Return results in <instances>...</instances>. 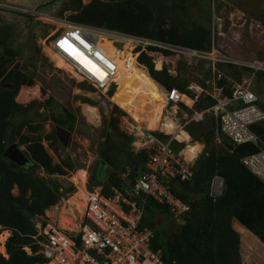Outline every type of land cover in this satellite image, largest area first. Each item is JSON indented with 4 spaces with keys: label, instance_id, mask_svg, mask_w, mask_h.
<instances>
[{
    "label": "rangeland",
    "instance_id": "374dc122",
    "mask_svg": "<svg viewBox=\"0 0 264 264\" xmlns=\"http://www.w3.org/2000/svg\"><path fill=\"white\" fill-rule=\"evenodd\" d=\"M11 1L18 7L38 10L65 24H83L76 22L75 17L86 8L91 9L98 6L94 10L105 11L107 5L114 3L112 5H116V12L125 11L126 13H131V6H134L133 10L138 14L146 11L144 9L152 10V16L154 17L150 24L152 23L151 25H154L155 28H160L161 26L175 29L179 26H191L194 22H203L205 19V7L210 4L212 21L213 15L223 19L224 30L227 35L226 48L230 54L242 59L260 58L264 55V0H184L187 2V11L185 12L180 8L183 0H80V6L78 0ZM167 6L168 8L171 7V9L174 8L178 13L175 14V11L170 8V13L167 12L165 10ZM177 16L180 18L179 20ZM57 21L54 24L39 17H31L28 14L0 12V31H3L2 36L6 35L1 41H5V46L9 52L7 54L5 48L0 49V58L6 61V68L0 72V81H7L6 83L11 84L13 89L16 88V83L20 81L21 76L25 80L33 81L31 86H19L18 94L15 98V102L20 105L19 109L6 114L5 110L0 109V133L6 139H14L15 143L13 144L19 143V149L26 156L28 155L27 157L33 163L32 165L35 164V169L33 168L34 180L43 179L52 189L59 186L60 192L69 193L65 199H61L55 205L47 208L43 215H35L32 220L58 224L63 229H68L73 224L72 230L77 231L74 228V224H78L77 222L81 221L82 214L79 211L78 213L76 212V204L71 205L69 203L71 197L74 196L76 191L85 194L88 190L87 186L89 184L92 185L93 177L97 171H108V176H105L102 180L104 183L105 181L107 182L111 172L117 176L120 169V167L114 166L112 161H109L108 164L104 162L105 167L102 169L104 156H101L99 150L106 142L107 126L108 131L116 134L117 137L125 138L129 135L133 138L135 145L138 146L142 137L141 132L144 133V130L141 129L153 132L159 131V135H162L165 139H170L172 136H165L163 133L175 135L181 127H183L182 130L186 131V127L189 126H187L186 115H194L196 108L186 111L182 107L178 108L175 105L168 106L166 93L157 90L156 83L149 74L144 76L141 67L138 66V72L134 73L136 75V78H134L123 67L122 61L119 66L121 69L118 68V73H127L131 77V82L119 83L112 96L111 93L105 95L107 88L100 92L99 90L102 88L97 82L89 81L88 77L78 72V69L81 68L80 64L78 67L70 66L68 62L61 59V61L53 59L46 52V48L51 46L53 39L46 43H44L43 39L45 37L47 39L48 35L53 34L52 32L56 28H63V25L58 24ZM36 38L38 40H35ZM118 47H121V45H118ZM76 51L82 58L84 57L83 53L77 49ZM130 51L131 47L126 46L124 53L120 52L119 54L123 58ZM158 55L165 57L162 69L171 70L176 63L181 68V60L177 57L173 55ZM148 57L152 62L156 63L155 54H150ZM94 66L99 68V71L103 73V77H107L106 71L101 66ZM178 67L176 68L177 72H179ZM83 69L89 74L90 79L98 80L101 78L99 75L94 74L93 71H90L89 66ZM218 69L235 78L245 74L244 71H239L236 67L218 66ZM76 74L82 78L77 77ZM210 74L211 72L207 73L206 68L199 65L198 67L189 68L188 73L184 74V80H201L203 77L210 76ZM5 77H7L6 80L3 79ZM120 81H124L123 78ZM132 85L139 86L147 91L146 94L151 97L154 104L162 108L163 112L158 122L155 121V113L160 107H153L152 105L146 107L144 105L145 99L142 96L143 93L139 90L129 89ZM4 90L5 87L0 82V94ZM82 90L95 94L97 98L93 99L81 95ZM252 90L259 96L261 105L264 108L263 73L259 74L252 86ZM20 91L21 95L19 96ZM53 100L58 102L62 108L64 107L70 113H73L75 118L73 127L64 128L68 131L67 145L62 142L58 135L57 127H60L58 119L61 111L59 107L57 108L54 105ZM103 101L106 102L103 104ZM85 106L98 110L101 118L98 126L88 122L85 113H83ZM114 106L117 107L121 116L116 111L112 113ZM152 111L155 113L153 114ZM198 124L191 126L194 137L187 133V136L189 135L191 138V142H196L194 149H203L207 146L208 154L209 152L221 153L226 147V141L222 143L221 138L218 140L216 120L207 116L202 123ZM213 137H216V139L214 140ZM175 141L180 142L178 139H175ZM174 147L177 151H182L185 145L174 144ZM31 150V154L34 157L31 154H27ZM113 157L115 156L113 155ZM4 164L8 170H16L8 162H4ZM12 195L15 197L20 195L16 184H14ZM202 197V192L198 191L197 188L193 190L192 199L194 198L196 202L201 204ZM25 199L28 201L27 204L31 205L33 201L31 190L27 189ZM195 209H191L187 218L195 219L196 222H199L201 216L195 215ZM225 216L231 225V231L235 232L229 237L238 245L239 263L264 264V245L254 240L253 238L255 237L251 236V234H245L248 231L245 230L243 232L244 227L231 217L228 211L225 212ZM155 220L157 226L164 228L172 238L185 223L183 222V217L172 218L166 214L156 215ZM32 224L34 226V222ZM68 225L69 227H67ZM8 230L5 227L0 230V237L3 233L7 236L6 242L3 244L4 248L1 249L0 247V254L3 257H6L7 252L8 235L6 231ZM231 264H236V261H231Z\"/></svg>",
    "mask_w": 264,
    "mask_h": 264
},
{
    "label": "built area",
    "instance_id": "2783aa9c",
    "mask_svg": "<svg viewBox=\"0 0 264 264\" xmlns=\"http://www.w3.org/2000/svg\"><path fill=\"white\" fill-rule=\"evenodd\" d=\"M0 12L28 14L41 19L52 17L35 9L18 7L11 0H0ZM211 31L212 45L208 51L104 27L72 23L56 28L53 34L43 40L46 43L53 39L50 47L60 54L64 53L61 43L67 41L101 66L107 77L97 84L102 88L107 84L105 95L117 89V83L110 81V78L119 71L122 60L119 53H123L126 44L131 47L129 67L135 64L146 69L144 64L138 62L142 53L147 56L170 54L181 60L187 68L202 65L207 73L211 72L210 76L190 81L186 92L177 88L167 91L168 106L194 109L202 101L211 100L213 103L209 107L196 110L194 115L187 114V124L201 122L210 116L217 122L218 134L229 144L234 147L250 145L256 148V152L243 156L240 162L264 183V140L253 129L264 126V108L259 96L252 90L259 74H264V55L260 58L242 59L230 54L226 48L227 35L223 19L216 15H213ZM103 39L110 41L119 53L110 55V51L103 48ZM69 58L71 62L74 61L70 55ZM218 66L236 67L245 74L235 78L220 71ZM168 72L171 74L172 70L169 69ZM88 80L92 81L89 77ZM141 130L144 133L141 132L140 143L136 146L133 142V147L136 151H148L146 171L127 180L122 190L112 188L110 196L103 193L102 187L87 190L82 219L74 224L77 231L32 220L35 231L33 244L38 246L36 255L42 257L36 264H168L164 261L161 250L152 249L153 230L142 223L145 208L150 200H154L167 206L176 218L187 213L189 205L172 193L170 185L176 179L181 182L191 181L195 176L198 160L187 161L182 155L183 150L175 149L174 136L165 139L161 138L159 131ZM202 154L198 153L197 159ZM207 189L213 199L221 196L224 190L223 178L215 176ZM2 228L3 225L0 224V230ZM23 249L28 255H33L30 246Z\"/></svg>",
    "mask_w": 264,
    "mask_h": 264
},
{
    "label": "trees",
    "instance_id": "16d2710c",
    "mask_svg": "<svg viewBox=\"0 0 264 264\" xmlns=\"http://www.w3.org/2000/svg\"><path fill=\"white\" fill-rule=\"evenodd\" d=\"M78 1L80 6V0ZM112 4L107 5L105 11L97 9L98 12H96L97 10H94V8L98 6L92 7L93 9H83L82 12L75 17V20L83 24L154 38L199 50L208 51L211 49L212 9L210 4L205 7V19L203 22H194L191 26H179L177 29L161 26L160 28H155L154 25H151L152 23L150 24V21L154 17L152 16L151 9V11L144 9L146 11L142 14H138L133 10L135 7L131 6V13H126L125 11L119 13L115 10L116 5ZM186 4L187 2L183 0L180 5V8L184 12L187 11ZM169 8L171 9V7ZM169 8L167 6L165 10L170 13ZM171 10L175 11L174 8ZM176 13L178 12L175 11V14ZM177 18L178 20L180 19L178 16ZM5 45V41H1L0 49L5 48L6 53L9 54ZM103 48L110 51V55L115 51L112 46L105 45L104 43ZM62 51H64V53H55L71 66H79L81 63L80 59L74 55H70L64 48H62ZM69 55L74 61L71 62ZM164 55L169 56L170 54ZM139 61L147 67L148 73L156 83L159 92L166 93L172 88H177L181 92H186V86L190 81L184 80V74L188 73L189 68H187L182 61H180L182 63L181 68L178 67L179 72H177L176 76L171 75L167 68L162 69L163 65L153 63L145 53L141 54ZM88 62H90V65H97L90 59ZM83 65L84 66L78 69V72L82 75L86 74L89 77V74L83 69L87 66L85 63H83ZM5 66L6 61L0 58V72L6 68ZM95 68L99 69L98 67ZM105 78L106 77L99 78L98 80H91L102 82ZM122 78L124 81H120ZM3 79L6 80L7 77ZM22 79L23 77L21 76L20 81L16 83L17 86L15 89H13L11 84L6 83L7 81H0L1 85L5 87L3 93L0 94V109L5 110V114L20 108V105L15 102L19 86L33 85L32 80ZM110 81H115L117 85L119 83H130L131 77L127 73H115V75L110 78ZM106 85L107 84H105V86ZM105 86H103L104 88L101 87L102 89L99 91L103 92L106 88ZM83 92L82 90L81 95L93 99L97 98L93 93L84 92L83 94ZM110 93L112 96L114 90ZM53 102L61 111L58 125L63 128L67 127L68 129L73 127L75 124L73 113H70V111L64 107L62 108L58 102L54 100ZM212 103L211 100L202 101L196 105V109L200 111L209 107ZM185 109L187 110V108ZM114 111L120 115L116 106H114L112 113ZM198 123H202V121L187 124V126L189 125L186 127L187 132L182 130L177 135H171L181 143H184L186 140L189 141L182 152V155L187 161L196 162L198 160L195 165L196 173L191 181L181 182L179 179H176L170 185L172 193L190 207L189 211L182 215L183 222H185L184 225L177 230L173 238L170 237L164 228L157 226L155 219L158 214H166L168 217L172 218L174 215L167 206L154 200L148 202L142 223L153 230L154 237L152 240V249L154 251L161 250L163 259L168 264H231L233 260L236 261V264H240L237 254L238 245L230 239V235L235 234V232L231 231V225L226 220L225 212L228 211L231 217L251 231L264 244V183L240 162L243 156L256 152V148L250 145L234 147L219 133L217 137L219 139L221 138V142L223 143V141H226V147L221 153L215 154L209 152L208 154L206 150L207 146L205 149H194L196 142H191L190 136H195L191 126ZM253 129L264 140V126L253 127ZM187 133H189L190 136H187ZM160 136L162 137V135ZM213 138L214 140L216 139V137ZM131 142H133L132 137L129 135L125 138L117 137L116 134H112L108 131L107 126L106 142L99 151L101 156H104L103 162L108 164L109 161H112L113 165L120 167V169L117 176L113 175L111 172L107 182L105 181L106 183H103L102 180L105 176H108V171H97L96 175L93 177L92 185L89 184L87 186L89 191H93L96 187H102L103 193L110 196L113 193L112 188L122 190L127 180L134 179L141 172L146 171V164L149 156L148 151L139 150L136 152L133 147H131ZM13 143H15L14 139H6V137L0 133V224L6 229H9L6 231L8 235L6 257L0 254V264H36L42 260V257L36 255L38 246L33 244L35 231L32 219L35 215H43L47 208L55 205L59 200L65 199L69 193L64 191L60 192L59 186L52 189L43 179L34 180L35 175L33 173V168L35 164L27 168H21L4 158V151ZM174 144L178 143L175 141ZM17 145L19 146L20 144L18 143ZM200 152L203 154L197 159V154ZM31 153L32 150L27 154L30 155ZM113 155L115 157H113ZM4 162L12 164L16 170H8ZM125 173H127L126 178L123 177ZM215 176L223 178L224 190L221 196L213 199V197L210 196L207 185ZM14 184L19 188L20 195L17 197L12 195ZM196 188L198 191L202 192L203 195L201 204L196 202L194 198L192 199L193 190ZM27 189L31 190L33 199L31 205H28V201L25 199ZM86 196L87 191L85 194L76 191L74 196L69 200L71 205L76 204L77 213L79 211L82 214L81 210L86 204ZM191 209H195L196 216H201L199 222H196L195 219L187 218ZM6 237L5 233L0 237L1 249L4 248L3 244L6 242ZM25 246H30L32 248L33 255H28L23 249Z\"/></svg>",
    "mask_w": 264,
    "mask_h": 264
},
{
    "label": "bare ground",
    "instance_id": "6f19581e",
    "mask_svg": "<svg viewBox=\"0 0 264 264\" xmlns=\"http://www.w3.org/2000/svg\"><path fill=\"white\" fill-rule=\"evenodd\" d=\"M43 20H45V21H47V22H51V23H54L55 24V21H57L56 19H54V18H52V17H46L45 19H43ZM58 22V24H60V25H63V27H65L66 25H67V23L65 24V23H60L59 21H57ZM103 43L105 44V45H110V46H112L113 48H114V46L112 45V43L110 42V41H107V39H103ZM126 46H129L128 44H126L125 46H124V48H123V51H124V49H125V47ZM115 49V48H114ZM46 52L53 58V59H55V60H57V61H61V60H63L59 55H57L49 46L46 48ZM119 53L118 51H117V49H115V51H114V53ZM120 52H122V51H120ZM113 53V54H114ZM124 53V52H123ZM154 55V54H153ZM156 55V59H155V62L156 63H159V64H161V65H163V63H164V61H165V57L163 58V57H161V55L159 56L158 54H155ZM130 55L128 54L127 56H125V57H123V58H121L122 60V62H123V67H125L126 69H127V71L129 72L130 70H131V72H129L130 74H132L133 76H134V78H136V75L134 74L135 72H138V65H135V64H133V66L131 67H129V64L131 63V58L129 57ZM155 57V56H154ZM61 59V60H60ZM83 59L84 60H86V61H88L89 60V58L88 57H86L85 55H84V57H83ZM174 60V59H173ZM64 61V60H63ZM121 64V63H120ZM70 65V64H69ZM170 65V64H169ZM71 66V65H70ZM82 66H84L83 65V63L81 62V64H80V67H82ZM140 67V66H139ZM119 69H121L120 67H119ZM141 69H142V74L144 75V76H146V75H148L149 73H148V69H147V67H146V69H143V67H141ZM173 69V68H172ZM191 70V69H190ZM76 76L77 77H79V78H82L80 75H78V74H76ZM129 89H132V90H139V91H141L144 95H142L143 96V99H145V103H144V105H146V107L148 106V105H152L153 107H156V106H158V108L160 107L159 105H155L154 104V102L152 101V99H151V97L150 96H148L146 93H147V91H145V90H143L141 87H139V86H131ZM128 90V89H127ZM21 95V91H20V94H19V96ZM157 111V110H156ZM162 112H163V110H162V108L160 107L159 108V110L157 111V113H155V112H153L152 111V113L154 114H156L155 116V121L156 122H158V120H160V118H161V115H162ZM83 113H85V117H87V120H88V122L89 123H91V124H93V125H98L99 123H100V116H99V113H98V110L96 109V108H91V107H88V106H85V109H84V112ZM151 115V114H150ZM155 126V125H154ZM148 132H153V131H148ZM142 134V133H141ZM142 136V135H141ZM142 138V137H141ZM188 140H186L184 143H187L188 144ZM183 152V151H182ZM85 209V208H84ZM84 209L81 211L82 212V214H83V211H84ZM58 225V224H57ZM59 226V225H58ZM60 227V226H59ZM67 227H69V226H67ZM72 227L73 226H71L70 225V228H68V229H66V230H69V231H72Z\"/></svg>",
    "mask_w": 264,
    "mask_h": 264
},
{
    "label": "water",
    "instance_id": "95a60500",
    "mask_svg": "<svg viewBox=\"0 0 264 264\" xmlns=\"http://www.w3.org/2000/svg\"><path fill=\"white\" fill-rule=\"evenodd\" d=\"M36 40H38L36 38ZM58 135L62 142L67 145L68 131L62 127H57ZM3 157L8 161L15 163L18 167L27 168L32 166L31 160L19 149L17 144L10 145L3 153ZM105 167V163L102 162V169Z\"/></svg>",
    "mask_w": 264,
    "mask_h": 264
},
{
    "label": "snow or ice",
    "instance_id": "6c2138e0",
    "mask_svg": "<svg viewBox=\"0 0 264 264\" xmlns=\"http://www.w3.org/2000/svg\"><path fill=\"white\" fill-rule=\"evenodd\" d=\"M61 47L64 48L65 51L69 52L70 55L76 56L78 59L81 60L82 63H85L86 66H89V70L93 71L94 74L99 75L101 78H103V73L99 71V69H96L94 65H90V62L84 60L80 54L76 51V49L72 48L70 44L67 43V41H64L61 43Z\"/></svg>",
    "mask_w": 264,
    "mask_h": 264
},
{
    "label": "crops",
    "instance_id": "0c3cea01",
    "mask_svg": "<svg viewBox=\"0 0 264 264\" xmlns=\"http://www.w3.org/2000/svg\"><path fill=\"white\" fill-rule=\"evenodd\" d=\"M2 34H3V31H2V32L0 31V40L3 39V37H6L5 34H4L3 36H2ZM35 40H36V39H35ZM153 63H154V62H153ZM80 64H81V63H80ZM171 65H172V64H171ZM177 65H178V63H176L175 67H173V69H171V70H172L171 75H174V76L177 75V71H176V68L178 67ZM141 84H142V83H141ZM147 90H148V89H147ZM143 95H144V94H143ZM156 100H157V99H156ZM105 102H106V101H105ZM105 102L103 101V104H104ZM195 108H196V107H195ZM189 110H194V109H188V108H187L186 111H189ZM196 110H197V109H196ZM196 110H195V111H196ZM197 111H199V110H197ZM98 113H99V112H98ZM100 121H101V119H100ZM98 125H99V124H98ZM98 125H96V126H98ZM181 130H182V128L179 129V132H180ZM179 132H178V133H179ZM178 133H177V134H178ZM177 134H175V135H177ZM133 142H134V140H133ZM132 147H133V143H132ZM133 149L135 150L134 147H133ZM135 151H136V150H135ZM136 152H137V151H136ZM68 226H69V225H68ZM243 227H244V226H243ZM245 230L248 231V232L245 233V234H247V235H250V234H251V236H253V237L256 238V239L253 238L254 240H257V242L259 241L262 245H264V244H263V243H262V242H261V241H260L255 235H254V234H252L248 229H246V228L244 227L243 232H244ZM248 233H249V234H248ZM245 234H244V235H245Z\"/></svg>",
    "mask_w": 264,
    "mask_h": 264
},
{
    "label": "flooded vegetation",
    "instance_id": "af4514ba",
    "mask_svg": "<svg viewBox=\"0 0 264 264\" xmlns=\"http://www.w3.org/2000/svg\"><path fill=\"white\" fill-rule=\"evenodd\" d=\"M51 3V2H50ZM53 4V3H52ZM52 4H48V5H52Z\"/></svg>",
    "mask_w": 264,
    "mask_h": 264
},
{
    "label": "clouds",
    "instance_id": "9594fccd",
    "mask_svg": "<svg viewBox=\"0 0 264 264\" xmlns=\"http://www.w3.org/2000/svg\"><path fill=\"white\" fill-rule=\"evenodd\" d=\"M38 39V38H37ZM96 188H98V187H96ZM89 191V190H88Z\"/></svg>",
    "mask_w": 264,
    "mask_h": 264
}]
</instances>
